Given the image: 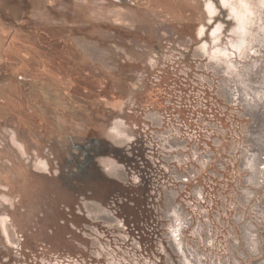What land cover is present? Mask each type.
Instances as JSON below:
<instances>
[{"label": "rangeland", "instance_id": "rangeland-1", "mask_svg": "<svg viewBox=\"0 0 264 264\" xmlns=\"http://www.w3.org/2000/svg\"><path fill=\"white\" fill-rule=\"evenodd\" d=\"M0 264H264V0H0Z\"/></svg>", "mask_w": 264, "mask_h": 264}, {"label": "trees", "instance_id": "trees-1", "mask_svg": "<svg viewBox=\"0 0 264 264\" xmlns=\"http://www.w3.org/2000/svg\"><path fill=\"white\" fill-rule=\"evenodd\" d=\"M87 141H91V161L87 164L84 158L85 153L82 152L79 154L80 159L77 160V164H74V173L68 171L75 185L88 186L86 190L80 191L77 189L78 191L76 192H80L81 195H85L87 198L92 196L95 197V195L98 194V196H100V202L113 203L115 208H118L119 211V207H122V205H125V203L132 199L131 190L104 175L95 163V159L100 155H110L120 160L123 153L120 149L109 145V143H104L101 140L99 141L95 136H91ZM85 144L88 151L90 148L89 142ZM130 216L136 217L135 214ZM127 217V215H124L123 218L127 220Z\"/></svg>", "mask_w": 264, "mask_h": 264}, {"label": "flooded vegetation", "instance_id": "flooded-vegetation-1", "mask_svg": "<svg viewBox=\"0 0 264 264\" xmlns=\"http://www.w3.org/2000/svg\"><path fill=\"white\" fill-rule=\"evenodd\" d=\"M33 121H36V120H33ZM34 123L35 122H33L32 124L29 123L28 126H32ZM41 123H43V122H41ZM26 124H27V122H26ZM42 128L46 130V126L43 125ZM86 142H89V145H90V148L88 151L86 149V144L84 146H82V145H77V146H78V150L80 153H82V152L85 153L84 158L86 159V163L88 164L92 158V156H91L92 155V151H91L92 149H91V141H86ZM63 164H64V166H61V169L63 167L64 171H58V180L61 179L63 181V183H58L59 186L62 185L65 189H69L70 191H76L77 189H79L80 191L86 190L88 188V186H77V185H75V183L72 182L70 173H68V171H67L68 166H72V165H74V163L68 159V160H65V163H63ZM58 166H60V164Z\"/></svg>", "mask_w": 264, "mask_h": 264}]
</instances>
